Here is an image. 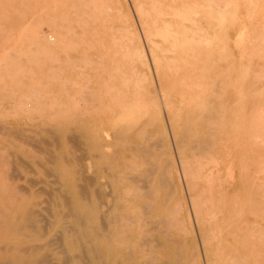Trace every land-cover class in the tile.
<instances>
[{
	"label": "bare ground",
	"instance_id": "1",
	"mask_svg": "<svg viewBox=\"0 0 264 264\" xmlns=\"http://www.w3.org/2000/svg\"><path fill=\"white\" fill-rule=\"evenodd\" d=\"M7 1L0 264H264V0Z\"/></svg>",
	"mask_w": 264,
	"mask_h": 264
},
{
	"label": "rangeland",
	"instance_id": "2",
	"mask_svg": "<svg viewBox=\"0 0 264 264\" xmlns=\"http://www.w3.org/2000/svg\"><path fill=\"white\" fill-rule=\"evenodd\" d=\"M8 1L9 2H13V4L12 3H10V5H9V3H8ZM7 1V4H8V6H12L11 8H13L12 9V12H13V10H14V12H15V9H17L18 10V8L19 9H23V11H24V15H26L25 17H27V20L28 21H31V19H32V12H33V9H30V11H29V9L28 8H26V6L28 7L29 5H27V3L28 4H31L30 6H29V8H36L37 6H38V4H35V1L34 0H27V1H25V0H22V1H24L23 3H22V1L21 0H8ZM28 1H31L30 3L28 2ZM15 2V3H14ZM129 1H127V3H128ZM17 4V5H16ZM22 4H24V5H26L25 7H23V5ZM34 5V6H33ZM128 5H129V8H130V10L132 9L131 7V4H130V2L128 3ZM15 7H17V8H15ZM35 8H34V11H36L35 10ZM11 10V9H10ZM133 10H131V13H132V15L134 14L133 12H132ZM11 12V20L14 18V20L15 21H12L13 22V24H12V22H11V29H12V31H13V29L14 28H16V26L15 25H17V19L18 18H16L15 19V16L17 17V12H13L12 13ZM112 13H114V11L112 12ZM30 14V15H29ZM109 15L111 14V11L108 13ZM115 14V13H114ZM114 14H111L112 15V17L111 18H109L110 20H111V22H112V24L110 23L109 24V33L111 32V31H115L116 29H114L115 27H116V24L114 23L115 22V20H114ZM23 15V16H24ZM12 16H13V18H12ZM135 16V14L132 16V19L134 20V23L136 24L135 26H136V28H137V32L138 31H140V35H141V37H142V40L144 41V39H143V36H142V31H141V29H140V26L138 25L139 23H138V21H137V19H136V16ZM109 17V16H108ZM135 19H134V18ZM137 21V22H136ZM112 25V26H111ZM111 26V27H110ZM113 27V28H112ZM138 27H139V29H138ZM111 28L112 29H114V30H111ZM113 32H111V33H113ZM110 36L111 35H113V34H109ZM9 36H12V35H7V36H5V38H4V36H0L1 38H0V44H1V42H2V45H0V58H2V55L3 54H5V53H12L13 52V50H15V51H18V50H20V47H19V49L16 47V46H18V45H20V44H23V46H21L22 48V50H25V48L27 47V49H26V52H27V56H31V55H37L38 53H40V56L41 55H43V56H46L45 55V53L46 52H52V50H55V51H53V53H55L56 51H59L57 48H54L53 49V47H54V45H53V43H51V42H48L49 43V45L52 47V49H50V50H47L46 51V49H48V47H50V46H48V43L46 42L47 40H45V39H42V40H45V41H42L41 40V43H45L46 42V46H44V43H43V46H42V44L40 43V41H37V40H40V39H37V40H35V39H31L30 37V35L29 34H27V35H25L26 37H24V38H26V39H19V38H13V37H9ZM28 36H29V38L33 41V42H30L29 41V43H28ZM7 37V38H6ZM28 38V39H27ZM14 39H18L19 41H20V43L18 42V40H14ZM5 40V41H4ZM16 41L15 43L13 42V41ZM3 41H4V44L5 45H3ZM24 41H27V42H25L24 43ZM18 42V43H17ZM36 42H39L41 45H39V46H42V48H44V47H46V49H44L45 50V52L43 51V49H41V48H39V46H36V45H38ZM88 41L86 40L85 42H83L82 44H84V43H86V44H88L87 43ZM35 43V44H34ZM145 43V41L143 42V45L145 46V48H146V43ZM27 45L26 47H25V45ZM81 44V47L82 46H86V44H84V45H82ZM15 45V46H14ZM31 46V47H30ZM56 46V45H55ZM84 46V47H85ZM88 46V45H87ZM14 48V49H12V48ZM15 47L17 48V49H15ZM36 47H38V49L37 50H39L38 52H37V50H36V53L37 54H35V51H33L34 49H36ZM24 48V49H23ZM3 49H4V51H3ZM5 49H7V50H5ZM10 49V50H9ZM10 51V52H9ZM21 51V50H20ZM19 51V52H20ZM26 52L24 53L25 55H26ZM17 53L18 52H15V53H12V54H15V55H17ZM18 54H20V53H18ZM22 54V53H21ZM47 54V53H46ZM152 161H154V160H152ZM150 159H148V160H146L145 161V163H144V165H143V167H146V168H150V166H152V162ZM173 184H175V185H173ZM172 186V187H171ZM170 187L172 188V190L174 191H170V187H168L169 189H167V187L165 188V187H161V189H160V191H159V194H158V199H160V201H162V203L160 204V206H161V208H160V206H159V208L157 209V212H155L156 214H158V213H160V214H163V212H169V211H175L176 213L178 212V214H181V215H179V217L181 218H179V221H180V223L182 222V225L180 224V226H183V224L185 223V229L189 232V236H188V239H187V241H188V245H187V249H188V257H189V259L191 260V259H194V260H196V261H198L197 259H196V256H195V254L196 253H198V250H200V241H199V239H198V234L195 232V233H192V228H191V226L189 225V219H188V211H190L191 212V210H190V208H189V203L188 204H186V203H184V201H182V192L179 190V189H175L176 188V182L174 183V179H173V183H172V185H171ZM163 189V190H162ZM170 191V192H169ZM172 193H174V195L172 194ZM173 195V196H170V195ZM167 196V197H166ZM166 197V198H165ZM165 198V199H164ZM173 198V199H172ZM168 199V200H167ZM175 199V200H174ZM177 199L179 200V199H181V201L182 202H180V204H181V206L179 205V203H178V201H177ZM168 202H166V201ZM169 202H170V204H169ZM183 204V205H182ZM167 207H169V208H167ZM179 209H180V211H179ZM169 210V211H168ZM182 210V211H181ZM160 211V212H159ZM182 217H184V218H182ZM183 226V227H184ZM197 243V244H196ZM191 252H193V253H191ZM194 256H193V255ZM190 260H189V263H190ZM197 263H199V261L197 262ZM200 264V263H199Z\"/></svg>",
	"mask_w": 264,
	"mask_h": 264
}]
</instances>
